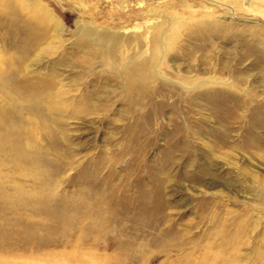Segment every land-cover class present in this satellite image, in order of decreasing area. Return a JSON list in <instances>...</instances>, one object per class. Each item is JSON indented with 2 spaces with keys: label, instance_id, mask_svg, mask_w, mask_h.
<instances>
[{
  "label": "rangeland",
  "instance_id": "374dc122",
  "mask_svg": "<svg viewBox=\"0 0 264 264\" xmlns=\"http://www.w3.org/2000/svg\"><path fill=\"white\" fill-rule=\"evenodd\" d=\"M247 9L242 0H0V256L116 264L137 253L138 264H190L206 250L219 255L210 242L238 228L232 255L221 252L227 264H264V185L245 174L264 178V160L242 146L243 128L221 146L201 131L215 158L194 137L183 140L191 155L175 151L164 162L186 101L196 97L192 118L208 113L213 97H193L203 92L194 82H227L234 95L226 108L247 120L256 107L264 117V19ZM85 30L115 34L116 50ZM141 59L150 76L131 83L124 65ZM223 154L237 165L222 171L233 200L205 208V173L225 163ZM154 185L166 209L153 206ZM170 223L177 234L166 232ZM15 240L31 246L4 244Z\"/></svg>",
  "mask_w": 264,
  "mask_h": 264
},
{
  "label": "bare ground",
  "instance_id": "6f19581e",
  "mask_svg": "<svg viewBox=\"0 0 264 264\" xmlns=\"http://www.w3.org/2000/svg\"><path fill=\"white\" fill-rule=\"evenodd\" d=\"M242 1H243V3H245V6L249 9V11H250V9H254V7H258V9H255L253 11V13L259 14L264 19V0H242ZM81 33L87 34V35L97 36V38L99 39L101 44L105 48H110L111 51H115L117 48L116 46L118 44L117 43L118 37L115 36V34L114 35L113 34H96V33H93L91 30H87V31L85 30L84 32L81 31ZM147 67H148V62L146 60L141 59V60H139V62H137L136 60L135 61L129 60L124 65L123 70L126 69V71L122 72V74L124 73V75L127 76L126 78L129 81H131V83L135 84L138 81L144 80V78H146L148 75L150 76L149 70ZM175 84H178L181 87L189 88L188 84H187V86L184 83L182 84L180 82H175ZM216 85H220V86L218 88L217 87L215 88ZM224 85H227L228 87H226ZM193 86L195 88L196 87H199V88L203 87V92H200V93L195 92V93H193V97L197 96L199 94L201 95L202 93L207 94V96L213 97L211 99V101L209 100L205 105L206 106L205 108L208 111V113H207L208 115L206 113H204L206 115H201V116H197L195 118H192V116H190L189 114H191L192 110H193L191 107H193L196 104V100L194 99L196 97H194L190 100H187L188 102L186 101V104L188 106V113H183L182 116H180L179 114L174 115L172 118L173 120L171 119L174 123L173 124L174 127L172 126L173 128L171 129V137L169 138V142H167L168 143L167 144L168 152H167V155H166L164 162H169L175 151L182 152L185 157L191 155L190 148L193 145L183 144V140L187 139L190 141V139H192L194 137L199 139L201 141V144L204 145L206 147L207 151L209 153H211L212 156H214V158H215V157H217V155L212 150L213 146L209 145L203 141V139L200 136L201 131H205V129H207V131H205V132H208V133L210 132V134L214 138V143L216 145L218 144L219 146H221V145H225L227 143L232 142L231 139L234 136L233 132H235L236 129L239 130L241 128H243L242 130L245 132L244 134L241 135L242 136L241 137L242 138V143H241L242 146L247 147V148L248 147L255 148L256 151H258V154H257L258 158L264 160V154L262 152L263 151L262 146L264 145V137L259 132L260 126L262 124H264V117L261 116L262 114L261 115L257 114V112H258L257 108L254 107L253 109H251V111L248 113L247 120H244L242 118L243 115L237 114V110H235L236 111L235 112L234 110L232 111L231 109H228V107L226 108L227 103H228V105H231V102H233V101H229L230 100L229 97H232L231 95H234L233 92L229 91L230 87H229L227 82L225 83L224 81H219L217 79L215 80V79L208 78L204 81L194 82ZM230 107H232V106H230ZM234 123H238L237 124L238 126L237 127L233 126ZM153 137H154V135H152V131H151L150 134L146 136L145 144L150 143ZM237 137H238V135H237ZM234 142H235V140H234ZM225 153H227V152H225ZM231 153H233V150ZM219 158H217V159H219ZM223 158H225L224 160H226L225 163L222 162V164L217 166L212 171L209 170V168H208V171H206V173H205V175L208 176V177L207 176L206 177L210 179V181L205 186V188H203V190L200 191L201 194L203 195L202 197L204 198V202L206 203L205 208H207L208 204H213L218 210H220L224 205V204L222 205L223 198L226 200H230V201L233 200V198L231 196H228L226 194V192L224 191V189H228L230 184L233 185V181L232 180L228 181L227 179H225L223 174H222V171H223V169H227V167H229L228 169H230V168L233 169L237 165H235L233 160L229 162V158H230L229 155L225 154L223 156ZM231 159H232V157L230 158V160ZM236 164H238V163H236ZM256 166L258 168H261V165H256ZM243 168H245V167H243ZM261 169H263V168H261ZM159 170L161 173H163L164 167L160 166ZM241 170H243V169H241ZM245 170H243V173L246 172ZM234 171L236 173H238V172H240V168L238 169V171L235 169H234ZM248 171H250V172L245 173V174H249L251 180L253 182H256V187L260 188V186L264 185V178L261 177V179H259L257 177L258 175L256 176V174L253 170H248ZM238 174H240V173H238ZM240 175L242 177L244 176V174H242V173ZM232 179H233V177H232ZM251 180H249V181H251ZM235 187H237V186H235ZM151 193L153 194V197H154L153 198V200H154L153 206L157 207V209H159V210L166 209L167 206H166L165 198H164V195L161 192L160 188L158 187V185H154L151 188ZM259 196L264 198V193H262V195H259ZM245 198H246V196H245ZM246 214H247V209L244 211V213L242 215L245 216ZM167 215L168 214L166 212L164 214H162L163 219H165L167 217ZM232 216H233L234 220L238 218V216L235 215L234 213H232ZM204 218H206V217H204ZM209 219L210 220L208 221L209 222L208 227H209V230L212 231L214 228L213 227L214 221H217L219 219L216 217V219L214 220V216L212 218H209ZM173 226L174 225L172 223H170L167 227V231H166V229H163V230L166 232H170L172 234H177V230L173 229L172 228ZM238 227H240V226L238 225ZM225 229H227V228H225V225H223V224L220 225V231H224ZM237 230H238V228H237ZM237 230H235L234 234H230L229 231H228V234L221 232L222 235L220 234V237H218L217 240L214 239L213 241L210 242L211 246L215 247L214 248L215 250L218 249L217 253H219V255L206 253L208 251V250H206L204 255L201 256V258L194 259V260L190 259V264H227V261H226L227 258H226V256L222 255L221 252L222 253L225 252V254L228 253L229 255H232V252L234 251V248H235V245H234L235 242L233 240H231V238H232V235H235L237 233ZM261 237H262V241L264 242V232L261 235ZM80 243H87L89 245V247H93L95 249H99L100 247H102V248L104 247L105 251L108 250L110 247L113 248V245H110L108 242L104 243L103 246H101V244L98 241L94 242V241L80 240ZM4 244L8 248L9 247L15 248L17 246H20V247L22 246V247L27 248L28 246H31L30 243L22 242V241H18V240L7 241ZM45 244L46 243H44V242L38 243V245H40V246H44ZM78 244H79V241L77 242V244L74 243L72 246H76ZM131 245H132V242H129V241L126 243L123 242L124 247L126 246V247L131 248ZM263 249H264V247H263ZM209 250H210V246H209ZM262 252L264 253V250ZM215 253H216V251H215ZM22 256H23L22 254H18V255H15L14 257L22 258ZM0 257H1L0 258L1 264H17L18 263L17 260H15L14 262H10L7 260L6 257H3V256H0ZM105 259H106V257H105ZM126 259L124 258L123 261H120L116 264H125V263L126 264H134V263L138 264L137 261L140 259V255H138L137 253H134V254H132V256L126 257ZM21 260H22L21 264H29V261L27 259H21ZM107 260H108V257H107ZM146 261L148 262V264H154V262L158 263L155 258H148V259H146ZM168 261H170V260H168Z\"/></svg>",
  "mask_w": 264,
  "mask_h": 264
}]
</instances>
